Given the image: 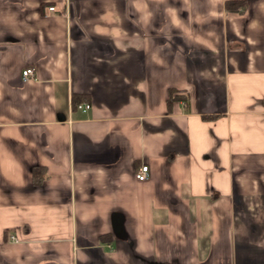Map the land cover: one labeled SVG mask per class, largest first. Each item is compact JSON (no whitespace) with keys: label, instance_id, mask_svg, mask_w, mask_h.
<instances>
[{"label":"crops","instance_id":"1","mask_svg":"<svg viewBox=\"0 0 264 264\" xmlns=\"http://www.w3.org/2000/svg\"><path fill=\"white\" fill-rule=\"evenodd\" d=\"M227 1L0 0V264H264V0Z\"/></svg>","mask_w":264,"mask_h":264},{"label":"built area","instance_id":"2","mask_svg":"<svg viewBox=\"0 0 264 264\" xmlns=\"http://www.w3.org/2000/svg\"><path fill=\"white\" fill-rule=\"evenodd\" d=\"M48 10H53V7H48ZM34 71L32 68H25L21 71V77L23 80L30 79L33 77ZM78 107H82L83 109L89 108V105H78ZM148 165L147 164H141L134 172V178L138 181H144L148 177ZM11 240H16L14 236H10Z\"/></svg>","mask_w":264,"mask_h":264},{"label":"trees","instance_id":"3","mask_svg":"<svg viewBox=\"0 0 264 264\" xmlns=\"http://www.w3.org/2000/svg\"><path fill=\"white\" fill-rule=\"evenodd\" d=\"M225 7L227 10H240L244 8V2L240 1V0H234V1H227L225 3ZM185 99V95L184 94H179L177 93L175 90H169L168 93V97L166 100V103L168 105V108L170 107L169 104L171 101L176 100V99ZM35 175V172L33 174V176ZM45 173L43 172V175L41 177H44ZM35 177V176H34Z\"/></svg>","mask_w":264,"mask_h":264}]
</instances>
